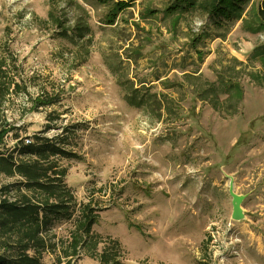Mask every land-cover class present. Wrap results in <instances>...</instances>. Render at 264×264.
Wrapping results in <instances>:
<instances>
[{
    "label": "rangeland",
    "instance_id": "1",
    "mask_svg": "<svg viewBox=\"0 0 264 264\" xmlns=\"http://www.w3.org/2000/svg\"><path fill=\"white\" fill-rule=\"evenodd\" d=\"M118 1L0 0V56L18 58L34 99H60L28 110L30 98L14 96L7 119L23 137L48 123V136L69 128L77 157L60 159L66 182L99 213L100 244L82 249L79 264H100L112 239L123 264H264V66L251 60L264 31L218 25L201 11L174 22L165 10L172 0H125L124 9ZM52 9L71 37L49 20ZM230 65L244 98L237 112L221 113L197 92ZM227 174L245 195L244 219L232 218ZM14 180L0 176V187ZM74 226L61 219L46 229L58 246L43 264H68L58 247Z\"/></svg>",
    "mask_w": 264,
    "mask_h": 264
},
{
    "label": "trees",
    "instance_id": "2",
    "mask_svg": "<svg viewBox=\"0 0 264 264\" xmlns=\"http://www.w3.org/2000/svg\"><path fill=\"white\" fill-rule=\"evenodd\" d=\"M128 5V1L120 0L114 6L124 9ZM165 10L170 15H176L174 22L185 11H201L218 25L241 21L243 29L249 32L264 31V0H172ZM49 20L63 30V35L71 37L68 32L72 28L65 27L66 23L55 15L53 9L49 11ZM81 28L82 25H78V32L73 34L84 35ZM251 60H258L264 66V44L255 47ZM18 61L12 55L0 56V176L15 179L0 187V264H43V253L57 250L58 246L44 233L54 221L61 219H74L75 226L67 245L64 242L58 247L61 252L59 259L65 258L68 264H79L82 249L97 250L100 244V236L93 232L99 213L91 198L79 203L66 182L68 170L60 159L77 157V153L69 147V128L63 126L61 133L48 136L45 133L54 128L52 123H48L33 137H23L20 133L23 127L7 119L6 110L14 96L29 97L32 107L28 110L49 107L60 101L58 94L47 92L34 99ZM238 74L236 67L230 65L219 72L216 81H205L207 86L198 90L197 94L215 110L235 113L244 98V87L237 79ZM247 75L262 81L256 71H248ZM191 76L186 73V77ZM127 98L133 105L142 104V100L134 95ZM56 119L50 117L49 122ZM9 136L14 138L13 146L7 140ZM28 138L30 143H26ZM110 242L99 253L100 264H123L119 240L112 239Z\"/></svg>",
    "mask_w": 264,
    "mask_h": 264
},
{
    "label": "water",
    "instance_id": "3",
    "mask_svg": "<svg viewBox=\"0 0 264 264\" xmlns=\"http://www.w3.org/2000/svg\"><path fill=\"white\" fill-rule=\"evenodd\" d=\"M227 176L230 177L229 193L232 196V205H233L232 218L236 220L244 219L246 218V214L243 209L242 202L245 198V195L239 194L235 191L234 177L228 174Z\"/></svg>",
    "mask_w": 264,
    "mask_h": 264
},
{
    "label": "built area",
    "instance_id": "4",
    "mask_svg": "<svg viewBox=\"0 0 264 264\" xmlns=\"http://www.w3.org/2000/svg\"><path fill=\"white\" fill-rule=\"evenodd\" d=\"M31 142V140L28 138V139H26V143H30Z\"/></svg>",
    "mask_w": 264,
    "mask_h": 264
}]
</instances>
